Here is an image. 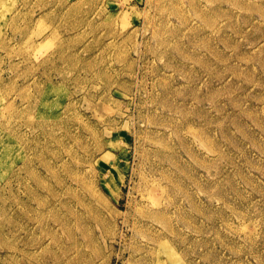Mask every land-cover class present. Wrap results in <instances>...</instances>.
Segmentation results:
<instances>
[{
    "label": "rangeland",
    "instance_id": "1",
    "mask_svg": "<svg viewBox=\"0 0 264 264\" xmlns=\"http://www.w3.org/2000/svg\"><path fill=\"white\" fill-rule=\"evenodd\" d=\"M0 264H264V0H0Z\"/></svg>",
    "mask_w": 264,
    "mask_h": 264
}]
</instances>
